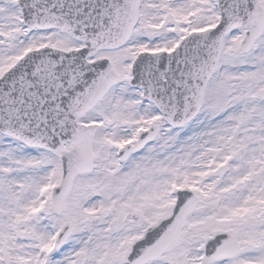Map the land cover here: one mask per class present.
Here are the masks:
<instances>
[{
    "label": "snow or ice",
    "instance_id": "1",
    "mask_svg": "<svg viewBox=\"0 0 264 264\" xmlns=\"http://www.w3.org/2000/svg\"><path fill=\"white\" fill-rule=\"evenodd\" d=\"M0 264H264V0H0Z\"/></svg>",
    "mask_w": 264,
    "mask_h": 264
}]
</instances>
